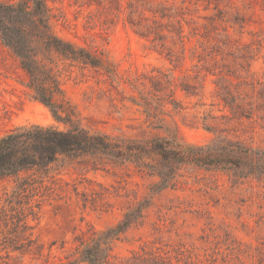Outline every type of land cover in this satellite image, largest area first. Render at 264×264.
<instances>
[{"label": "rangeland", "instance_id": "rangeland-1", "mask_svg": "<svg viewBox=\"0 0 264 264\" xmlns=\"http://www.w3.org/2000/svg\"><path fill=\"white\" fill-rule=\"evenodd\" d=\"M47 1L54 34L87 56L53 53L81 124L216 153L209 163L177 164L161 190L159 176L130 161H60L45 177L50 196L30 219L32 251L4 248L0 234V261L68 263L82 242L138 209L107 264H137L135 254L149 264H264V169L251 172L249 155L264 150V0ZM27 81L0 39V136L33 123L65 127ZM17 179H0V198Z\"/></svg>", "mask_w": 264, "mask_h": 264}, {"label": "trees", "instance_id": "trees-1", "mask_svg": "<svg viewBox=\"0 0 264 264\" xmlns=\"http://www.w3.org/2000/svg\"><path fill=\"white\" fill-rule=\"evenodd\" d=\"M50 18L47 0H0L2 43L18 57L28 75L27 86L33 97L49 107L57 122L65 124L63 128L40 123L21 125L0 136V179L18 177L12 193L0 198V234L4 248L21 254L31 252L34 247L30 219L50 196L53 187L45 182V177L54 164L79 159L101 163L130 161L159 176L161 190L174 178L177 164L190 160L209 163L206 159L216 153V147L212 146L178 143L162 136L150 139L113 136L81 124L76 106L66 98L61 86L53 53L84 62L87 56L82 58L79 54L84 48L54 34ZM220 150L225 156L226 148ZM249 155L251 172L264 169V150L251 149ZM28 171L33 174L20 177ZM136 211L127 212L117 225L95 232L90 241L82 242L77 249L78 257L68 263L107 264L113 240L130 227L132 213ZM132 260L137 264L150 263L146 254H135ZM0 264L13 263L4 259Z\"/></svg>", "mask_w": 264, "mask_h": 264}]
</instances>
